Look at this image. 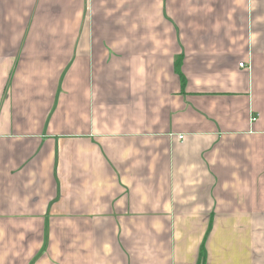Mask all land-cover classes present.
<instances>
[{
  "label": "crops",
  "instance_id": "obj_1",
  "mask_svg": "<svg viewBox=\"0 0 264 264\" xmlns=\"http://www.w3.org/2000/svg\"><path fill=\"white\" fill-rule=\"evenodd\" d=\"M0 264H264V0H0Z\"/></svg>",
  "mask_w": 264,
  "mask_h": 264
},
{
  "label": "trees",
  "instance_id": "obj_2",
  "mask_svg": "<svg viewBox=\"0 0 264 264\" xmlns=\"http://www.w3.org/2000/svg\"><path fill=\"white\" fill-rule=\"evenodd\" d=\"M178 75H179V77H180V79H181V82L184 83V78H183V76H182L181 74H178Z\"/></svg>",
  "mask_w": 264,
  "mask_h": 264
},
{
  "label": "built area",
  "instance_id": "obj_3",
  "mask_svg": "<svg viewBox=\"0 0 264 264\" xmlns=\"http://www.w3.org/2000/svg\"><path fill=\"white\" fill-rule=\"evenodd\" d=\"M239 65L243 67V63H240ZM252 120H255V118H252ZM179 138H182V136H179Z\"/></svg>",
  "mask_w": 264,
  "mask_h": 264
}]
</instances>
